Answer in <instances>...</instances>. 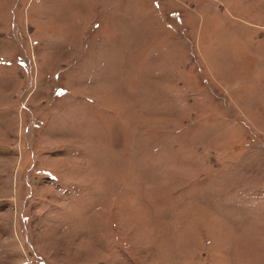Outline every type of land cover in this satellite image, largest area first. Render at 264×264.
<instances>
[{"label":"rangeland","instance_id":"374dc122","mask_svg":"<svg viewBox=\"0 0 264 264\" xmlns=\"http://www.w3.org/2000/svg\"><path fill=\"white\" fill-rule=\"evenodd\" d=\"M0 264H264V0H0Z\"/></svg>","mask_w":264,"mask_h":264}]
</instances>
